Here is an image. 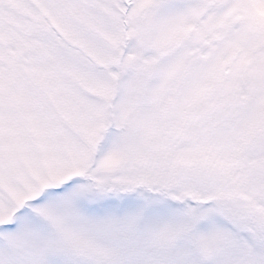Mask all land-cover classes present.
<instances>
[{
  "label": "snow or ice",
  "instance_id": "1",
  "mask_svg": "<svg viewBox=\"0 0 264 264\" xmlns=\"http://www.w3.org/2000/svg\"><path fill=\"white\" fill-rule=\"evenodd\" d=\"M0 264H264V0H0Z\"/></svg>",
  "mask_w": 264,
  "mask_h": 264
}]
</instances>
